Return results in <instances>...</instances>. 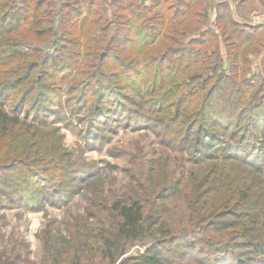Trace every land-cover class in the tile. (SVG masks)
Here are the masks:
<instances>
[{
	"label": "trees",
	"instance_id": "1",
	"mask_svg": "<svg viewBox=\"0 0 264 264\" xmlns=\"http://www.w3.org/2000/svg\"><path fill=\"white\" fill-rule=\"evenodd\" d=\"M255 3L0 0V209L84 201L64 235L44 223L39 264H264ZM120 129L154 142L88 158Z\"/></svg>",
	"mask_w": 264,
	"mask_h": 264
},
{
	"label": "rangeland",
	"instance_id": "2",
	"mask_svg": "<svg viewBox=\"0 0 264 264\" xmlns=\"http://www.w3.org/2000/svg\"><path fill=\"white\" fill-rule=\"evenodd\" d=\"M255 6L257 10L252 11L247 18L251 19L252 22L264 23V8L258 3H255ZM62 132L65 135L66 145L69 148H74L78 138L68 130L62 129ZM135 141L143 144L146 151V149L150 148L151 143L154 142V136L149 132L120 129L114 136L111 144L105 146L101 151H90L87 153V156L99 163L108 162L110 164L117 163L118 165H123L125 160H123V158L109 156L107 149L110 146H124L130 148ZM114 173L118 178L116 181L117 185L121 183L120 181L127 180L122 172ZM171 206V213L174 216L182 214L176 202L172 203ZM83 207L84 201L77 197L67 207L61 209L47 207L44 212H26L22 209L8 207L0 209V229L3 239L0 252L10 244L15 243L13 251L10 256L7 257V260L10 261L11 264H39L40 243L37 234L44 226V223L53 220L52 227L54 232L64 235L66 219L69 218L70 214L81 213ZM45 215H47V217H45ZM12 241L14 242L11 243Z\"/></svg>",
	"mask_w": 264,
	"mask_h": 264
},
{
	"label": "crops",
	"instance_id": "3",
	"mask_svg": "<svg viewBox=\"0 0 264 264\" xmlns=\"http://www.w3.org/2000/svg\"><path fill=\"white\" fill-rule=\"evenodd\" d=\"M257 23V22H256Z\"/></svg>",
	"mask_w": 264,
	"mask_h": 264
}]
</instances>
